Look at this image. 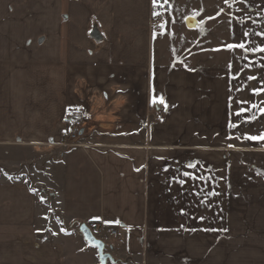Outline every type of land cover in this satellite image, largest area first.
<instances>
[{
	"label": "crops",
	"instance_id": "crops-1",
	"mask_svg": "<svg viewBox=\"0 0 264 264\" xmlns=\"http://www.w3.org/2000/svg\"><path fill=\"white\" fill-rule=\"evenodd\" d=\"M258 49L264 0H0V264H264Z\"/></svg>",
	"mask_w": 264,
	"mask_h": 264
},
{
	"label": "built area",
	"instance_id": "built-area-1",
	"mask_svg": "<svg viewBox=\"0 0 264 264\" xmlns=\"http://www.w3.org/2000/svg\"><path fill=\"white\" fill-rule=\"evenodd\" d=\"M169 12L170 6L168 4L157 5L152 12V24H162L166 20ZM85 125L86 120L84 116H82L81 114L71 115L69 132L59 147L64 150L75 147H86V145L81 143L79 140L80 134L85 128ZM90 230L96 238L101 240H107L108 237L118 235V231L103 225H95L93 227H90Z\"/></svg>",
	"mask_w": 264,
	"mask_h": 264
},
{
	"label": "water",
	"instance_id": "water-1",
	"mask_svg": "<svg viewBox=\"0 0 264 264\" xmlns=\"http://www.w3.org/2000/svg\"><path fill=\"white\" fill-rule=\"evenodd\" d=\"M79 231L84 237L87 244L90 247L97 249L98 254H99L100 264H107L108 262H111V263L115 262L114 258L109 253H106V244L103 241L95 238L86 224H82L79 227Z\"/></svg>",
	"mask_w": 264,
	"mask_h": 264
},
{
	"label": "snow or ice",
	"instance_id": "snow-or-ice-1",
	"mask_svg": "<svg viewBox=\"0 0 264 264\" xmlns=\"http://www.w3.org/2000/svg\"><path fill=\"white\" fill-rule=\"evenodd\" d=\"M154 3H155V0H154ZM228 47L229 48H235V47H237V45H229ZM239 47L243 49V48H245V45L240 44ZM258 50L264 51V49H258ZM253 78L254 77H249V79H253ZM153 102L155 103V98H154ZM161 102H162V100H161ZM252 107H256V106L255 105H252ZM244 111H246V109H241L239 112L236 113V115L238 117L242 118V113ZM261 111L264 112V109H261ZM254 118H255V116L253 114L250 117V119H254ZM229 127L235 128V127H238V125H236L234 123H230ZM245 138L248 139V140H264V133H261L259 136H248V135H246ZM192 166L193 165H189V167H192ZM165 171H167V169H165Z\"/></svg>",
	"mask_w": 264,
	"mask_h": 264
},
{
	"label": "trees",
	"instance_id": "trees-1",
	"mask_svg": "<svg viewBox=\"0 0 264 264\" xmlns=\"http://www.w3.org/2000/svg\"><path fill=\"white\" fill-rule=\"evenodd\" d=\"M96 223H93V225H95Z\"/></svg>",
	"mask_w": 264,
	"mask_h": 264
}]
</instances>
